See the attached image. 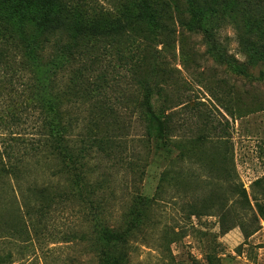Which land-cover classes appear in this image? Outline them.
<instances>
[{
  "label": "rangeland",
  "instance_id": "rangeland-1",
  "mask_svg": "<svg viewBox=\"0 0 264 264\" xmlns=\"http://www.w3.org/2000/svg\"><path fill=\"white\" fill-rule=\"evenodd\" d=\"M36 1L0 0V13L53 8ZM99 1L120 14L136 3ZM180 1L195 29L183 56L128 33L122 60L96 46L77 64L95 82L72 110L96 164L83 197L61 193L57 160L29 144L44 139L31 79L0 69V264H264V0H237L247 42L228 24L216 33L236 61L209 47L215 16ZM193 51L199 67L186 71ZM229 183L245 195L226 202Z\"/></svg>",
  "mask_w": 264,
  "mask_h": 264
},
{
  "label": "trees",
  "instance_id": "trees-1",
  "mask_svg": "<svg viewBox=\"0 0 264 264\" xmlns=\"http://www.w3.org/2000/svg\"><path fill=\"white\" fill-rule=\"evenodd\" d=\"M39 2L37 0L36 4ZM135 2L133 7L121 14L113 13L99 0H46L53 8L41 10L33 19L29 18L31 12L10 13L8 17L0 13V43L3 45L0 47V69H8L12 78L24 80L27 76L31 79L25 88L37 100L34 103L38 104L43 115V131L39 133H43L44 139H30L29 144L32 147L36 145L34 153L51 155L57 160L59 167L56 172L63 179L58 183L61 193L68 189L71 196L83 197L81 188L89 190L88 187L93 186L89 175L96 169V164L91 162L94 158L93 146L88 143L84 132L77 129L79 118L72 111L78 104L82 105L92 98L91 84L95 82L86 74L88 69L77 64L82 63V58L96 46L122 60L125 56L120 46L116 48L115 44L128 33L142 37L148 48L178 43L183 56L187 36L195 32L187 21L184 4L180 0H161L158 7H152L149 1ZM190 4L202 7L217 20L207 36L210 49L218 50L222 59L236 61L232 54L218 46L215 37L218 29L228 24L236 29L242 43L249 40L250 21L247 14H240V3L237 0H190ZM182 67L186 71L187 68L193 70L199 67L194 51ZM102 80L105 81L104 78ZM147 83H142V89ZM172 130L160 129L165 135L171 134ZM188 168L190 176L198 180L199 171L191 166ZM260 182L258 178L252 183ZM229 184L232 190L226 202L245 195L243 188L238 189L235 183ZM188 208V213H198L194 204L188 205ZM182 209L185 210L184 207ZM253 230H256L255 225Z\"/></svg>",
  "mask_w": 264,
  "mask_h": 264
}]
</instances>
